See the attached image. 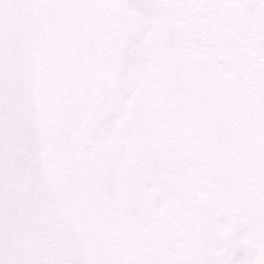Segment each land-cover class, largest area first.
<instances>
[{
  "label": "snow or ice",
  "instance_id": "6c2138e0",
  "mask_svg": "<svg viewBox=\"0 0 264 264\" xmlns=\"http://www.w3.org/2000/svg\"><path fill=\"white\" fill-rule=\"evenodd\" d=\"M0 264H264V0H0Z\"/></svg>",
  "mask_w": 264,
  "mask_h": 264
}]
</instances>
